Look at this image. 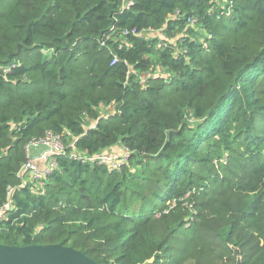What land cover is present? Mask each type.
I'll list each match as a JSON object with an SVG mask.
<instances>
[{"label": "trees", "instance_id": "trees-1", "mask_svg": "<svg viewBox=\"0 0 264 264\" xmlns=\"http://www.w3.org/2000/svg\"><path fill=\"white\" fill-rule=\"evenodd\" d=\"M48 133L66 155L24 185ZM10 201L3 245L264 264V0H0V211Z\"/></svg>", "mask_w": 264, "mask_h": 264}, {"label": "built area", "instance_id": "built-area-1", "mask_svg": "<svg viewBox=\"0 0 264 264\" xmlns=\"http://www.w3.org/2000/svg\"><path fill=\"white\" fill-rule=\"evenodd\" d=\"M188 23L195 25L193 20H188ZM74 143L72 144V146ZM32 147H43V151L38 156L31 155ZM28 161L22 166L18 175L23 180V184L36 183L38 186H44L45 180L54 173L58 167L59 162L58 158L60 156L66 155V142L64 135H56L53 133H48L47 136L41 140H36L32 142L28 147ZM71 159L97 163V164H106L111 168L119 167V164L122 160H127V154L122 158H113L111 156L104 155L103 153L96 156L88 157L84 154L73 153ZM13 190L9 192L11 197ZM13 208L12 202L7 203L4 208L0 211V219L7 218V210Z\"/></svg>", "mask_w": 264, "mask_h": 264}, {"label": "water", "instance_id": "water-1", "mask_svg": "<svg viewBox=\"0 0 264 264\" xmlns=\"http://www.w3.org/2000/svg\"><path fill=\"white\" fill-rule=\"evenodd\" d=\"M0 264H99L74 247L62 244L16 246L0 244Z\"/></svg>", "mask_w": 264, "mask_h": 264}, {"label": "rangeland", "instance_id": "rangeland-1", "mask_svg": "<svg viewBox=\"0 0 264 264\" xmlns=\"http://www.w3.org/2000/svg\"><path fill=\"white\" fill-rule=\"evenodd\" d=\"M155 36H158L160 38H163L162 36L159 35V33H150V34H148V36L145 35V37H155ZM43 149H44L43 147H37V148L32 147L31 148V155L32 156H38L43 151ZM114 152H115V150H114ZM111 155H113L114 157H118V154L117 153L116 154L115 153H112Z\"/></svg>", "mask_w": 264, "mask_h": 264}, {"label": "crops", "instance_id": "crops-1", "mask_svg": "<svg viewBox=\"0 0 264 264\" xmlns=\"http://www.w3.org/2000/svg\"><path fill=\"white\" fill-rule=\"evenodd\" d=\"M119 149H121V148H119L118 146L114 148V150H115L116 152L119 151Z\"/></svg>", "mask_w": 264, "mask_h": 264}]
</instances>
